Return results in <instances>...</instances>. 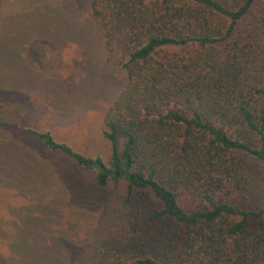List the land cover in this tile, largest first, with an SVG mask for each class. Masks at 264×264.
I'll list each match as a JSON object with an SVG mask.
<instances>
[{"label": "trees", "instance_id": "trees-1", "mask_svg": "<svg viewBox=\"0 0 264 264\" xmlns=\"http://www.w3.org/2000/svg\"><path fill=\"white\" fill-rule=\"evenodd\" d=\"M255 3L91 0L106 48L127 57L128 83L102 132L109 162L27 130L94 172L96 187L126 184L77 264H264V210L241 206L264 201V13ZM231 154L258 160L263 175ZM176 189L203 208L182 207Z\"/></svg>", "mask_w": 264, "mask_h": 264}, {"label": "rangeland", "instance_id": "rangeland-1", "mask_svg": "<svg viewBox=\"0 0 264 264\" xmlns=\"http://www.w3.org/2000/svg\"><path fill=\"white\" fill-rule=\"evenodd\" d=\"M90 3L0 0V264H77L93 252L105 202L123 201L125 182L96 187L94 172L48 153L27 131H48L75 152L109 162L102 132L128 83L127 57L108 51ZM255 12L264 13V0ZM227 156L263 175L258 160ZM176 193L185 209L203 208L197 195ZM254 200L241 206L264 210Z\"/></svg>", "mask_w": 264, "mask_h": 264}]
</instances>
